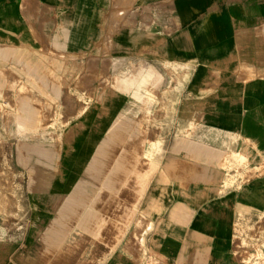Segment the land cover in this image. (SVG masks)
I'll use <instances>...</instances> for the list:
<instances>
[{
  "label": "crops",
  "instance_id": "1",
  "mask_svg": "<svg viewBox=\"0 0 264 264\" xmlns=\"http://www.w3.org/2000/svg\"><path fill=\"white\" fill-rule=\"evenodd\" d=\"M57 56L61 124L19 134L58 137L56 161L0 264H240L235 222L264 211V0H0L1 86ZM164 66L166 96L120 80L151 91Z\"/></svg>",
  "mask_w": 264,
  "mask_h": 264
},
{
  "label": "rangeland",
  "instance_id": "2",
  "mask_svg": "<svg viewBox=\"0 0 264 264\" xmlns=\"http://www.w3.org/2000/svg\"><path fill=\"white\" fill-rule=\"evenodd\" d=\"M100 47L108 52V40ZM35 59L39 60L40 71L33 74L25 69V82L18 83L15 68L9 66L7 83L0 84V246L5 242L21 240L29 224L27 220L31 204L27 195L32 191L31 170H48L47 162L54 164L56 161L54 145L58 137L19 135L32 134L38 130H43V133L61 124V103L67 92L62 66L66 60L63 56L54 57L50 63L45 57ZM80 67L77 71L81 70ZM53 68L57 71H48ZM163 69L168 72L148 76L153 81L151 91L139 88L144 84L147 74L128 73L125 68L120 80L137 81V88L131 91L153 100L155 96H166L170 92V89L160 91L156 88L160 81L174 77L175 68L164 66ZM117 76L111 64L105 63L101 78L104 85L117 81ZM22 96H34L36 99L31 98L29 102L25 99L26 103L21 104ZM23 145H35L36 153L23 157ZM134 246L141 248L143 242L137 240ZM233 253L240 264H264V211L238 216L233 231ZM148 264L158 263L151 257Z\"/></svg>",
  "mask_w": 264,
  "mask_h": 264
}]
</instances>
